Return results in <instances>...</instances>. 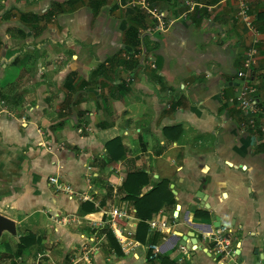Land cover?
Returning a JSON list of instances; mask_svg holds the SVG:
<instances>
[{
  "label": "crops",
  "instance_id": "1",
  "mask_svg": "<svg viewBox=\"0 0 264 264\" xmlns=\"http://www.w3.org/2000/svg\"><path fill=\"white\" fill-rule=\"evenodd\" d=\"M248 3L256 43L238 0H0V264H62L85 225L93 256L66 264H264V131L238 100L249 83L264 106V0ZM131 173L153 206L125 198Z\"/></svg>",
  "mask_w": 264,
  "mask_h": 264
},
{
  "label": "built area",
  "instance_id": "2",
  "mask_svg": "<svg viewBox=\"0 0 264 264\" xmlns=\"http://www.w3.org/2000/svg\"><path fill=\"white\" fill-rule=\"evenodd\" d=\"M240 3L239 15L246 20L247 26L251 33L253 34V42L256 43L258 38L256 37L258 30L253 20L251 19L250 7L248 0H238ZM258 54V49L255 46H252L247 52L244 66L245 68H251L254 64V60L256 55ZM243 72H240L241 76ZM257 88L255 86L244 83L243 86L239 89L238 100L240 103L241 109L249 116L248 124L250 127L263 130L264 131V106L260 104V102L256 99ZM51 182L53 183L55 188H61V185H58V181L55 178H51ZM112 214L117 217H122L125 215V212L121 209L114 208ZM152 225H156V223H152ZM230 232L227 225L221 227L219 230V235H216V244L219 245L220 251H228L227 254L230 253V239L227 237V234ZM153 249V253L150 255V259H155V253L158 252V246H151Z\"/></svg>",
  "mask_w": 264,
  "mask_h": 264
},
{
  "label": "trees",
  "instance_id": "3",
  "mask_svg": "<svg viewBox=\"0 0 264 264\" xmlns=\"http://www.w3.org/2000/svg\"><path fill=\"white\" fill-rule=\"evenodd\" d=\"M35 16L36 15H32L31 13H29V14L24 15L23 19L25 21H28L29 18H34ZM135 32H136L135 30H132L131 32L128 31V34L131 35L133 33L134 35H131V36L135 38L136 35H137V33H135ZM125 40H126V37H125ZM113 58L117 59V56H113ZM116 62H119V60H116ZM120 62H123V61L121 60ZM69 82H70V78L68 77L67 85H68ZM113 145L114 144H109V146H113ZM108 149H110V148H108ZM118 151L122 152V149L120 147H118V146H115L112 150H110L111 157L115 161H118L123 155V153L118 155ZM141 176H142L141 173H131V174L128 175L127 180H126V182L124 184V190L127 192V195H126L125 198L127 200H129V199L130 200H134V202H135L137 207L142 205L143 203L145 204V206L151 207V206H153L156 203V201H154V198H153L152 194L150 195L149 199H148V196H146L144 198H136L135 197L137 195L136 192H137L138 188L143 183V181H141ZM146 203H148V204H146ZM140 216H142V218L145 219L144 214H141ZM117 221L120 222V223L122 222L120 219H117ZM141 225H142V227H143V225H145L143 220H142ZM108 238H109V241L111 243V247L115 251V253L117 255H123L122 247H121L120 243L118 242L117 238L114 236V234L112 232L108 233ZM120 238L124 239V237H120ZM137 238L140 239V240H143L142 233L138 232ZM35 243H36V236L34 234H32V233H29L28 235H26V236L21 238L19 249L22 251L23 249L28 248V247L34 245Z\"/></svg>",
  "mask_w": 264,
  "mask_h": 264
},
{
  "label": "rangeland",
  "instance_id": "4",
  "mask_svg": "<svg viewBox=\"0 0 264 264\" xmlns=\"http://www.w3.org/2000/svg\"><path fill=\"white\" fill-rule=\"evenodd\" d=\"M117 208H118V206H117ZM84 227H85L84 229H85V233H86L87 237L84 239L85 242L83 244L78 243L76 248L74 247L70 250L59 248L58 246H57V248L54 249L55 253L58 254L59 257L62 258V261L64 264H66L68 262V260H70L71 257H74L75 259L78 257L80 258V257L84 256L85 253H87L88 260H90L91 257L93 256L92 252L94 251V245L92 246V241H91L90 237L97 238L100 233H97L95 231L97 228L92 230V229H90V226L85 225ZM117 233H118L119 237H123V235L119 231H117Z\"/></svg>",
  "mask_w": 264,
  "mask_h": 264
},
{
  "label": "water",
  "instance_id": "5",
  "mask_svg": "<svg viewBox=\"0 0 264 264\" xmlns=\"http://www.w3.org/2000/svg\"><path fill=\"white\" fill-rule=\"evenodd\" d=\"M9 227H10L9 221L5 217L0 216V229H5Z\"/></svg>",
  "mask_w": 264,
  "mask_h": 264
}]
</instances>
